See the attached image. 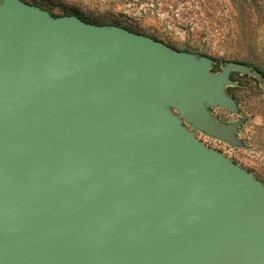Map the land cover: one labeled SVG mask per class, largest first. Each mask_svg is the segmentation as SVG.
<instances>
[{
	"label": "water",
	"instance_id": "95a60500",
	"mask_svg": "<svg viewBox=\"0 0 264 264\" xmlns=\"http://www.w3.org/2000/svg\"><path fill=\"white\" fill-rule=\"evenodd\" d=\"M0 0V264H264V183L227 86L253 66ZM194 129H190L189 126Z\"/></svg>",
	"mask_w": 264,
	"mask_h": 264
},
{
	"label": "rangeland",
	"instance_id": "374dc122",
	"mask_svg": "<svg viewBox=\"0 0 264 264\" xmlns=\"http://www.w3.org/2000/svg\"><path fill=\"white\" fill-rule=\"evenodd\" d=\"M95 1H98V4L93 3L92 0H36V5L44 6L54 16H60L75 12L72 8L76 7L77 2L85 16L89 15L92 18L106 16L110 20L119 21L122 26L141 27L145 34L160 35L163 42L179 50L185 44L197 48V53L195 52L197 56L206 54L213 58L212 71L215 73L225 66L217 67L214 58L224 57L231 51L227 42L230 40L228 33L231 0H216L218 2L216 10L207 0ZM262 2L264 4V0ZM217 18L220 19V24L212 23V20ZM258 24L256 45L263 54L264 22L259 19ZM204 31L207 32L206 36L201 35ZM252 77L237 71L231 74L234 84L227 86V92L236 99L239 112L221 106L211 109L212 113L223 122L234 123L243 120L237 136L244 145L233 146L201 130L195 129V131L198 139L223 152L233 161L253 172L264 183V93L261 91L262 87H258Z\"/></svg>",
	"mask_w": 264,
	"mask_h": 264
},
{
	"label": "trees",
	"instance_id": "16d2710c",
	"mask_svg": "<svg viewBox=\"0 0 264 264\" xmlns=\"http://www.w3.org/2000/svg\"><path fill=\"white\" fill-rule=\"evenodd\" d=\"M28 3L36 4V0H25ZM230 2V29L229 37L230 40L229 47L231 51L221 58H214L217 62L216 66L220 67L221 65H226L230 61H236L248 65H253L261 74L262 81L257 77H252L256 82L258 87H262V92L264 93V53L262 54L256 45V31L258 27V20L264 22V4L262 0H231ZM93 3H97L95 0H92ZM210 3L211 7L215 10L218 8V2L216 0H207ZM39 5V4H38ZM41 7H44L40 5ZM45 8V7H44ZM72 9L75 12L72 14L78 15L85 19L86 21L97 23L100 25L105 24H117L121 25L119 21H113L108 19L106 16H99L92 18L91 16H85L84 11L81 9L79 3L76 2V7ZM67 13H69L67 11ZM65 15V14H64ZM213 16V14H208ZM220 19L212 20L213 22H218L220 24ZM260 23V22H259ZM122 26V25H121ZM132 31L145 34L146 32L142 30L141 27L131 28L130 26H124ZM207 32L204 31L201 35L206 36ZM148 35V34H146ZM151 36V35H149ZM151 37L161 40L160 35H152ZM162 41V40H161ZM173 47V46H172ZM183 51H190L197 53V48L185 44L181 49ZM205 54V53H204ZM206 55V54H205Z\"/></svg>",
	"mask_w": 264,
	"mask_h": 264
},
{
	"label": "flooded vegetation",
	"instance_id": "af4514ba",
	"mask_svg": "<svg viewBox=\"0 0 264 264\" xmlns=\"http://www.w3.org/2000/svg\"><path fill=\"white\" fill-rule=\"evenodd\" d=\"M199 132V131H198Z\"/></svg>",
	"mask_w": 264,
	"mask_h": 264
}]
</instances>
